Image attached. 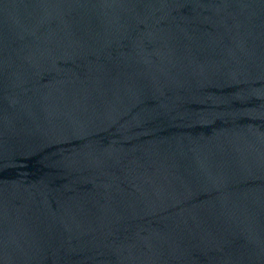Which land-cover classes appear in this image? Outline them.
I'll use <instances>...</instances> for the list:
<instances>
[{"label":"water","instance_id":"95a60500","mask_svg":"<svg viewBox=\"0 0 264 264\" xmlns=\"http://www.w3.org/2000/svg\"><path fill=\"white\" fill-rule=\"evenodd\" d=\"M0 264H264V0H0Z\"/></svg>","mask_w":264,"mask_h":264}]
</instances>
